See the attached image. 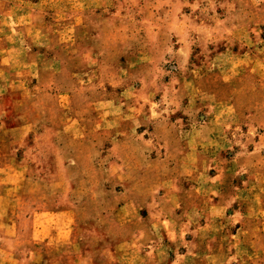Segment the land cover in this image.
<instances>
[{
	"label": "rangeland",
	"instance_id": "1",
	"mask_svg": "<svg viewBox=\"0 0 264 264\" xmlns=\"http://www.w3.org/2000/svg\"><path fill=\"white\" fill-rule=\"evenodd\" d=\"M0 264H264V0H0Z\"/></svg>",
	"mask_w": 264,
	"mask_h": 264
}]
</instances>
